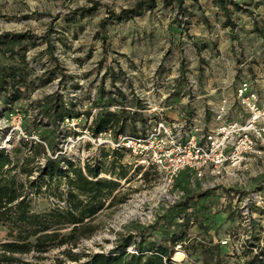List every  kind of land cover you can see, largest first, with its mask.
<instances>
[{"label": "rangeland", "instance_id": "obj_1", "mask_svg": "<svg viewBox=\"0 0 264 264\" xmlns=\"http://www.w3.org/2000/svg\"><path fill=\"white\" fill-rule=\"evenodd\" d=\"M138 1L141 0H0V35H27V39L15 45L13 52L1 47L4 52L0 54V64L18 63L15 52L25 55L29 62L27 80L34 82L29 88L22 87V98L11 106L6 105L0 95V148L12 150L20 141L28 145L40 143L46 154H38L30 164L32 168L41 166L46 157L58 158L62 168H66L63 159L81 167L86 161L93 164L101 149L112 148V138L108 135L93 138L87 130L98 110L97 89L109 69L148 74L157 73L166 68V64L170 73L183 67L194 86L191 75L195 67L191 63L195 57V40L192 38L196 34L210 35L200 30L199 25L207 30L210 27L206 25H222L227 21L237 26L247 15L258 16L250 8L253 1L231 5L233 10L229 14L225 12L224 16L220 9L211 8L210 2L198 0H184L181 8L173 0H155L153 9L145 8L138 15L120 20L112 16ZM49 75L53 77L51 81L43 83ZM52 94L61 96L66 107L73 105L80 116L65 119L58 125L52 123L41 114L46 107L41 100ZM84 112H90L91 116L87 117ZM48 143L54 148L53 155L47 148ZM122 153L120 164L125 166L126 179L120 180L121 187L113 203L107 206L109 201H106L93 219L92 234L82 237L74 246L52 247L45 253L32 250L16 256L32 264H80L90 254L110 252L120 238L129 234L137 240L139 233L157 240L161 230L158 225L154 229L151 226L165 211L183 202L188 208L174 209V220L171 223L166 220L169 232L179 230L178 222L188 224L189 241L175 246L172 251V259L177 264H204L202 256L192 254L195 252L192 244L200 240L204 246L220 244L224 252L236 253L238 258L230 260L231 264H243L246 256L249 258L264 249V175L252 177L249 170L240 181L210 187L196 181L193 173L185 169L174 179L170 189L182 195L170 204L161 190L163 175L156 168L140 163V157L128 150ZM24 154L28 151L22 146L21 156ZM117 168L119 172L120 167ZM37 176V169L30 176L18 175L24 183V199L32 212L46 214L64 207L65 179L60 177L35 190L30 188L29 181ZM99 177L115 178L106 173ZM255 193L259 196V205H250L244 213V200ZM221 211L225 218L217 220L215 216ZM150 212L154 215L151 222L147 218ZM70 228L65 226L59 230L66 235ZM10 231L14 236L17 228L9 223L0 226L1 242L13 240ZM222 240H228L227 244H222ZM134 250L127 248V252ZM243 252L250 253L245 256ZM71 254L79 260L72 261Z\"/></svg>", "mask_w": 264, "mask_h": 264}, {"label": "trees", "instance_id": "obj_2", "mask_svg": "<svg viewBox=\"0 0 264 264\" xmlns=\"http://www.w3.org/2000/svg\"><path fill=\"white\" fill-rule=\"evenodd\" d=\"M177 3L178 8L184 0H173ZM155 7V0H141L129 9H122L118 14H112L116 20L138 15L145 8L151 10ZM89 10H86V12ZM27 39L26 34H3L0 35V54L6 51L13 52L16 44ZM18 54V63L11 65L0 64V95L6 105L13 104L22 98V87L29 88L34 85L33 80L28 81L29 72L28 60L25 55ZM51 73V72H50ZM49 73V74H50ZM112 79L115 78V71L108 70ZM53 77L49 75L44 82H50ZM42 103H46L41 114L46 115L49 120L57 124L65 119L78 118L80 113L74 110L73 105L66 107L61 96L52 94L46 96ZM96 102H98L96 100ZM40 103V102H39ZM95 112L91 124L87 126L90 135L93 138L107 130L111 124L123 118V112L104 111ZM90 117V112H84ZM124 123L117 130L116 140L119 136L125 134ZM144 130L141 132L143 133ZM14 147L12 150L0 148V226L6 223L17 228L16 234L10 231L9 236H13L12 241H0V264H32L29 261L22 260L16 255H25L35 250L38 253H45L52 247H61L64 245L74 246L82 237L89 236L93 233V219L104 208L105 202L109 201L110 206L116 199V194L120 189V180L126 179L125 166L121 163L122 151L125 149L111 148L109 151L100 150L99 158L94 159V163L84 162L83 167L74 164L71 160L63 159L66 168L60 166L58 158L46 157L41 166L30 167L38 154H46L45 147L40 143L35 145L27 143ZM30 143V142H29ZM21 144V145H20ZM26 147L28 154L21 156V147ZM47 148L50 153L54 154V148L48 143ZM109 159V160H107ZM62 161V160H61ZM107 161V162H106ZM36 163V162H35ZM117 166L120 171H117ZM34 169H37L38 176L34 181H29L30 188L39 190L41 185H48L49 182L58 181L64 178L66 184V198L64 207L53 209L46 214H36L32 212L29 202L24 199V183L18 179L19 174L30 176ZM106 173L115 177L114 179L99 177L100 174ZM61 197V196H60ZM187 209L188 205L183 202L177 204L165 211L158 217L155 225L159 226L161 235L157 240L151 239L150 235L139 233V239L131 234L126 235L117 242L110 252L94 253L87 256L85 262L80 264H174L172 259L173 249L179 244L180 246L189 241L187 238V222H178L177 232L166 230V220L170 223L174 220V209ZM71 227L68 234L60 233L61 227ZM145 232V231H144ZM194 251L192 254L202 256L204 264H231L230 260L238 258L236 253L230 254L224 252L220 244L204 246L202 242L192 244ZM133 247L135 252H127V248ZM250 252H243L242 255H248ZM72 261H78L79 257L71 254ZM232 264H239L233 262ZM243 264H264V249L253 254L249 258L246 256Z\"/></svg>", "mask_w": 264, "mask_h": 264}, {"label": "crops", "instance_id": "obj_3", "mask_svg": "<svg viewBox=\"0 0 264 264\" xmlns=\"http://www.w3.org/2000/svg\"><path fill=\"white\" fill-rule=\"evenodd\" d=\"M198 1L210 2L211 8L220 9L224 16L225 12L229 14L233 10L231 5L253 1L250 8L258 16L247 15L237 26L229 21L222 25H206L210 27L208 30L199 25L200 30L210 32V35L196 34L192 38L195 40V57L191 63L195 67L191 75L194 86L183 67L170 73L166 64V68L148 74L109 69L115 71V78L112 79L109 73L103 75L95 99L100 112L124 114L103 132L106 135L110 132L108 136L112 140L116 137L114 131L122 123L124 133L131 135H138L159 119L194 120L203 131L213 129L218 125L215 110L223 98L228 102L226 119L243 123L247 113L236 98V90L242 82L248 84L249 92L264 99V0H227L230 4L225 0L220 3L219 0ZM91 122L92 119L89 124ZM249 175H264V150L259 155H252ZM215 217L224 219L225 213L221 211Z\"/></svg>", "mask_w": 264, "mask_h": 264}, {"label": "built area", "instance_id": "obj_4", "mask_svg": "<svg viewBox=\"0 0 264 264\" xmlns=\"http://www.w3.org/2000/svg\"><path fill=\"white\" fill-rule=\"evenodd\" d=\"M236 98L246 110L243 123L226 119L228 102L226 98L215 110L218 125L203 131L194 120H164L150 123L149 127L136 136L123 135L111 140L112 148L125 149L140 157V163L156 168L163 175L162 193L166 202L174 203L182 192H171L174 179L188 169L196 181L210 187L218 183H233L250 170L253 154L264 150V99H259L249 86L242 82L236 90ZM106 134L101 133L99 135ZM110 135V132H108ZM211 177V180L208 178ZM257 193L243 202L246 209L259 205ZM148 221L154 219L150 212ZM228 240H222L227 244ZM180 247L179 244L176 245ZM135 252V251H133Z\"/></svg>", "mask_w": 264, "mask_h": 264}, {"label": "bare ground", "instance_id": "obj_5", "mask_svg": "<svg viewBox=\"0 0 264 264\" xmlns=\"http://www.w3.org/2000/svg\"><path fill=\"white\" fill-rule=\"evenodd\" d=\"M178 254H180V253H178Z\"/></svg>", "mask_w": 264, "mask_h": 264}]
</instances>
